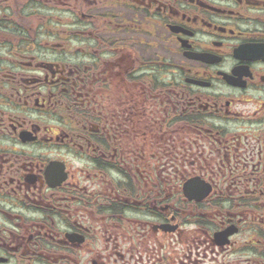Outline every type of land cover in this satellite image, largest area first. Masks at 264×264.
<instances>
[{
  "label": "flooded vegetation",
  "instance_id": "obj_1",
  "mask_svg": "<svg viewBox=\"0 0 264 264\" xmlns=\"http://www.w3.org/2000/svg\"><path fill=\"white\" fill-rule=\"evenodd\" d=\"M0 264H264V0H0Z\"/></svg>",
  "mask_w": 264,
  "mask_h": 264
},
{
  "label": "water",
  "instance_id": "obj_2",
  "mask_svg": "<svg viewBox=\"0 0 264 264\" xmlns=\"http://www.w3.org/2000/svg\"><path fill=\"white\" fill-rule=\"evenodd\" d=\"M190 186H191V182H190V181L187 182V183H185V184L183 185L184 195H185L187 198H189V199L194 198V199H196V200H200L201 198L204 197L205 193H203V192H202V193H196V192H194V191H192V190H191V192H190ZM231 233H232V232L222 231V232H220V233H217V235H215V236H217L218 238H219V237L225 238V237H227L228 235H230ZM221 243H224V241H222Z\"/></svg>",
  "mask_w": 264,
  "mask_h": 264
}]
</instances>
